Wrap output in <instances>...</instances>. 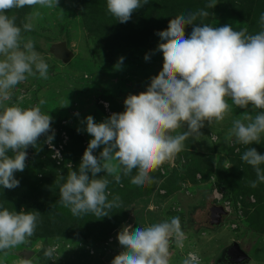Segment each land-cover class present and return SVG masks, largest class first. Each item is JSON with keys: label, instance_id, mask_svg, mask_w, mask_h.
<instances>
[{"label": "rangeland", "instance_id": "obj_1", "mask_svg": "<svg viewBox=\"0 0 264 264\" xmlns=\"http://www.w3.org/2000/svg\"><path fill=\"white\" fill-rule=\"evenodd\" d=\"M210 2L149 0L126 23H120L108 13L106 0H59L56 9L36 6L9 11V16L16 17L17 25H22L35 10L42 13V18L32 20L34 29L22 33L24 42L31 33L58 39L66 30L75 53L62 65L35 46L49 65V78L29 77L16 86L18 91L13 98L4 102L6 106L30 108L43 99L46 102L41 105L42 111L53 117L51 145L45 142L46 135H42L35 147L26 149L24 171L15 173L19 186L14 189L0 186L3 207L41 213L35 234L27 243L20 244L37 248L29 260L31 264H111L123 250L117 235L124 227L131 226L134 230L177 216L190 244L189 251L182 252L175 244L171 245V264H180L192 251L198 252L202 260L203 253L207 254L209 258L202 264H223L222 254L232 241H237L249 254L250 260L245 264H264V183H258L255 188L250 186L257 179L256 172L241 159L247 147L264 154V136L261 143L251 145L240 144L228 136L234 120H243L245 114L254 117L261 110H253L251 105L247 109L239 108L230 98L226 99L231 111L224 120L211 125L205 121L200 135L190 136L183 151L151 173L154 183L132 184L135 170L130 176H122L120 183L107 177L111 181L107 188L111 193L109 200L118 195L122 201V206L112 209L109 216L98 218L89 213L77 217L59 202V189L64 183L60 175L66 178L68 172L78 170L92 139L84 130V118L91 115L100 123L112 113L123 112L129 94L146 91L156 75L154 69L163 61L158 50L162 41L156 33L167 29L170 20L203 9L208 15L197 16L194 21L197 25L228 24L234 30L247 28L248 34L262 30L260 15L264 13V0H215L214 8L207 7ZM192 27L185 26L186 38ZM146 54L150 57L147 61ZM120 57L124 58L123 63L117 68ZM148 65L152 67L149 71ZM185 130L186 126L177 132ZM100 151L102 147L94 155L99 156ZM229 166L232 167L226 169ZM260 167L264 169V164ZM103 175V172L98 174ZM215 187L231 201L230 215L223 218V225L217 231L193 232L187 227L188 213L194 206L208 205ZM213 232L215 239L211 236ZM57 245L54 253L57 260L45 258L44 250ZM0 264L22 263L0 252Z\"/></svg>", "mask_w": 264, "mask_h": 264}, {"label": "clouds", "instance_id": "obj_2", "mask_svg": "<svg viewBox=\"0 0 264 264\" xmlns=\"http://www.w3.org/2000/svg\"><path fill=\"white\" fill-rule=\"evenodd\" d=\"M148 3L149 0H106V7L117 21L126 23ZM58 4L59 0H0V186L5 189L19 186L15 173L23 172L26 167V149L35 147L42 135H46L45 142L49 145L54 139L53 117L41 109L46 101L41 99L30 108L4 103L18 91L16 86L29 77L49 78L48 63L35 50L34 41L24 42L22 35L34 29L32 20L42 18V13L39 10L29 13L22 25H17L16 17L8 13L12 9L36 6L56 9ZM215 5V0H211L207 7ZM207 15L203 9L181 15L170 20L167 29L156 33L162 41L158 44L163 55L162 70L151 78L146 91L125 98L123 112L112 113L100 123L91 115L84 118V130L92 139L78 170L68 172L66 178L63 174L59 177L64 180L59 189V202L72 215L90 213L102 218L122 206L118 195L108 198L111 195L107 191L109 176L120 183L122 176H130L135 170L132 184L154 183L151 173L183 151L184 142L190 136L200 135L205 121L211 125L224 120L231 111L226 98L239 108L247 109L251 105L253 110H261L254 117L245 114L243 120H234L228 136L243 145L261 143L264 136V13L260 15L262 30L256 34H248L247 28L234 30L228 24L213 27L194 23L197 16ZM186 25H193L187 38ZM123 59L119 58L117 68ZM144 59L149 60V55ZM185 126L187 130L177 132ZM101 147L99 156L94 155ZM241 159L256 172L257 179L250 186L255 188L258 183H264V169L260 167L264 164V154L247 147ZM102 172L105 175L98 176ZM210 202L219 204L212 198ZM40 214L23 208L10 211L0 205V252L6 255L7 250L27 243L35 234ZM117 239L123 250L111 264H171V245L182 250L187 235L177 216L134 230L131 226L124 227ZM56 247L45 249V258L55 262ZM229 259L225 257V261ZM22 264L31 262L24 260ZM182 264H202V261L198 252L192 251Z\"/></svg>", "mask_w": 264, "mask_h": 264}, {"label": "water", "instance_id": "obj_3", "mask_svg": "<svg viewBox=\"0 0 264 264\" xmlns=\"http://www.w3.org/2000/svg\"><path fill=\"white\" fill-rule=\"evenodd\" d=\"M30 39L34 41L37 48L48 53L58 64L65 65L74 57L75 53L69 45L68 33L66 30L61 32L58 39H51L40 33H31ZM162 67L163 61L154 69V73L158 74L160 69L162 70ZM146 69L149 71L152 67L148 65ZM227 215L228 211L221 204L210 202L205 206H194L188 213L187 227L193 232L208 229L217 231L222 227V220ZM36 253L37 248L34 246L18 245L15 248L7 250L6 255L14 257L17 261L22 263L24 260H30ZM223 255L229 257V260L234 264H242L250 260L249 254L240 247L237 241H232V243L226 247Z\"/></svg>", "mask_w": 264, "mask_h": 264}, {"label": "built area", "instance_id": "obj_4", "mask_svg": "<svg viewBox=\"0 0 264 264\" xmlns=\"http://www.w3.org/2000/svg\"><path fill=\"white\" fill-rule=\"evenodd\" d=\"M211 198L213 202L222 204L223 207L231 212V201L225 197L223 191L217 189L216 187L211 190Z\"/></svg>", "mask_w": 264, "mask_h": 264}, {"label": "crops", "instance_id": "obj_5", "mask_svg": "<svg viewBox=\"0 0 264 264\" xmlns=\"http://www.w3.org/2000/svg\"><path fill=\"white\" fill-rule=\"evenodd\" d=\"M143 73H144V72H143ZM156 75H157V74H156ZM156 75H155V76H156ZM138 90H139L138 87H134V91H138ZM138 92H139V91H138ZM142 213H143V212H142ZM142 213H141V214H142ZM141 214H137V213H136V215H138V216H140ZM212 234H214V235H211V236L213 237V236H215L216 232H213ZM213 238H214V237H213ZM214 239H215V238H214ZM185 242H186V244H185V248H183L182 250H188V251H189V244H190V243H189V235H187V240H186ZM192 243H193V242H192ZM192 243H191V244H192ZM175 248H176V247H175ZM199 249H202V248H199ZM182 250L179 249L178 251H179V252H182ZM201 251H202V250H201ZM200 254H201V253H200ZM202 257H203L204 260H202L201 255H200L201 261H204V262L209 258V257L207 256L206 253H203ZM183 260H184V259H183ZM183 260L181 261L180 264H182ZM205 264H207V263H205Z\"/></svg>", "mask_w": 264, "mask_h": 264}, {"label": "flooded vegetation", "instance_id": "obj_6", "mask_svg": "<svg viewBox=\"0 0 264 264\" xmlns=\"http://www.w3.org/2000/svg\"><path fill=\"white\" fill-rule=\"evenodd\" d=\"M161 70V69H160ZM224 253V252H223ZM222 256H223V258H222V260H223V264H234L233 262H231L230 260L229 261H225V257H226V255H223L222 254ZM246 263V262H245ZM245 263H242V264H245Z\"/></svg>", "mask_w": 264, "mask_h": 264}, {"label": "trees", "instance_id": "obj_7", "mask_svg": "<svg viewBox=\"0 0 264 264\" xmlns=\"http://www.w3.org/2000/svg\"><path fill=\"white\" fill-rule=\"evenodd\" d=\"M259 231H260V230H259ZM34 256H35V255H34ZM34 256H33V257H34ZM33 257H32V258H33Z\"/></svg>", "mask_w": 264, "mask_h": 264}, {"label": "bare ground", "instance_id": "obj_8", "mask_svg": "<svg viewBox=\"0 0 264 264\" xmlns=\"http://www.w3.org/2000/svg\"><path fill=\"white\" fill-rule=\"evenodd\" d=\"M112 240H113V238H112Z\"/></svg>", "mask_w": 264, "mask_h": 264}]
</instances>
